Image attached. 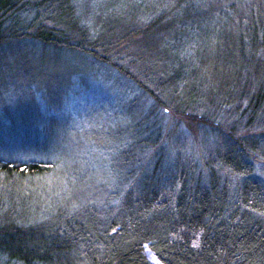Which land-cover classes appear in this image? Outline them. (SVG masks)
<instances>
[{
  "label": "rangeland",
  "instance_id": "1",
  "mask_svg": "<svg viewBox=\"0 0 264 264\" xmlns=\"http://www.w3.org/2000/svg\"><path fill=\"white\" fill-rule=\"evenodd\" d=\"M39 1L29 0L27 4ZM162 2L47 0L36 21L35 16L27 20L32 24L28 35L38 29L65 33L71 25L92 32L94 37L115 45L124 56V64L128 63V55H134L129 61L139 60L135 51L146 53L144 58L152 72L137 74L142 82H148L146 92L130 89L127 85L132 83L109 67L104 74L100 63L80 58L75 52L68 57L63 50L15 41L9 42V47H0V164L29 162L37 169L39 165L52 169L50 174L38 177L15 172H4L3 176L0 172V239L6 238L9 230L43 229L33 235L55 237L56 230L67 229L65 220L73 219L81 222L91 240L80 247L88 261L75 264H101L102 251L97 248L101 241L89 232L93 215L85 216L95 210L109 212L110 193L125 192L132 182L130 174L141 179L151 174L152 166H142V157L146 161L149 155L161 152L169 161L178 150L186 168L189 160L194 163L195 175L212 159L225 164L228 148L223 145L220 128L224 129L229 121L240 126L244 104L250 103L252 112L253 106L259 105L253 90L259 80L255 76V56L251 45H241L244 38H253L249 24L241 29L240 23L241 17L256 14L248 12L252 11V2L237 0L247 8L244 16L236 10L224 25L228 31L222 40L215 38L214 32L215 40L206 41L200 28L205 26L198 25L199 19L195 25L194 18L171 13L168 8L172 5L165 8ZM216 21L213 18L212 22ZM158 42L177 51L161 59L150 52ZM173 75L184 82L176 84ZM177 81L181 82L179 78ZM126 96L133 107H124L126 100H121ZM260 108L264 109V102ZM136 121H145L144 133L143 128L136 127L142 133L137 143L142 145L143 137L146 139L143 152L132 158L135 162L114 168L115 143L136 133L132 128ZM240 131L244 130L237 128L234 133L239 135ZM251 131L256 133L257 129ZM148 146L150 150L145 148ZM47 161L54 164L44 163ZM164 169L175 173V167ZM250 173L264 181V163L256 164ZM218 175L230 181L231 191L238 186L236 176ZM139 178H134V184ZM117 199L111 200L117 204ZM72 227L81 229L75 223ZM0 264L19 263L0 253Z\"/></svg>",
  "mask_w": 264,
  "mask_h": 264
},
{
  "label": "trees",
  "instance_id": "2",
  "mask_svg": "<svg viewBox=\"0 0 264 264\" xmlns=\"http://www.w3.org/2000/svg\"><path fill=\"white\" fill-rule=\"evenodd\" d=\"M28 1L0 0V47L15 41L23 42V45L63 50L68 57L75 52L80 58L100 63L104 74L106 67H109L113 73L132 83L127 85L130 89L137 88L146 92L148 82H142L137 76L152 72L144 58L146 53L135 51L139 60L129 61L134 55H128V63L124 64V56L115 45L107 44L110 41L94 37L92 32L71 27L74 25L67 26L68 31L65 33L38 29L28 35L32 24L27 23V20L35 16L33 20L36 21L47 0L33 5L27 4ZM162 1L165 8L172 5L168 8L171 13L191 16L194 22L199 19L198 25L205 26H199L203 28L204 41L215 40L212 34L214 32L217 34L215 38L222 40L228 31L224 25L229 17L236 10L244 16L243 12L247 9L242 8L237 0ZM251 2L252 11L248 12L256 14L250 18L241 17L240 23L241 29L246 27V23L249 24L253 38H244L241 45H251L253 57L255 56V76L259 80L253 85V90L259 105L255 104L252 112V105L244 104L240 114L241 125L235 124L236 121H229L225 123L224 129L220 128L223 145L228 148L225 164L223 161L219 165L217 159H212L210 163L207 162L209 165L200 168L195 175L192 173L194 163L189 160L186 168V164L182 163L184 158L179 156L178 150V155L169 161L165 160L161 152L157 153L158 156L156 153L149 155L146 161L142 157L141 165L152 166L151 174L142 179L137 174H130L132 182L128 183L125 192L121 194V191L114 190L115 192L110 193L109 212L95 210L96 212L85 216L93 215L89 219L93 225L89 232L101 241L97 245L102 251L101 264H155L151 259L158 264H264V181L250 173L256 164L264 163V135L260 134L264 132V109L260 108L264 102V0ZM213 18L217 21L212 22ZM103 34L105 38H110L108 34ZM84 37L87 40L82 39ZM167 43H162L165 47L156 43L150 52L161 59L165 54L172 55L177 48L169 47ZM180 51L181 54L185 52L184 49ZM202 56L204 57V53ZM179 69L183 71L182 67ZM175 76L173 75L172 80H176V84L184 82L183 78ZM178 78L181 82L177 81ZM126 98L127 96L121 100H126L124 107H133V102ZM127 103L130 105L127 106ZM151 114L148 116H152ZM144 122L136 121L132 127L133 132L137 130L136 127L142 129ZM207 124L216 126L211 121H207ZM237 128L244 130L240 131V136L234 133ZM255 128L259 134L254 133L258 137H254L251 131ZM141 129L129 136V139L127 137L115 143L114 168L118 165L117 168L120 169L126 163H133L135 159L132 158L139 156L138 153L142 154L146 139L143 137L142 145L136 141L144 133L145 128L139 134ZM248 131L251 134L248 135ZM145 148L150 150L149 146ZM44 163L54 164L50 161ZM169 166L175 167L174 174L165 172L164 168ZM39 167L37 169L35 164L29 162L26 165L16 162L12 165L1 163L0 172L3 176L4 172H15L31 177L52 172L47 166ZM220 172L238 178L235 190L231 191L229 188L228 179L219 177ZM135 177L141 179L137 184H134ZM117 198H120L117 204L115 200H111ZM65 221L67 229L56 230L55 237L33 235L43 229L9 230L6 238L0 239L1 255L19 264H75L84 259L88 261V256L84 255L80 247L91 242L90 235L84 234L80 221ZM72 222L81 227V231L72 227ZM103 232L104 236L101 237Z\"/></svg>",
  "mask_w": 264,
  "mask_h": 264
}]
</instances>
